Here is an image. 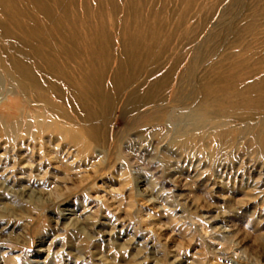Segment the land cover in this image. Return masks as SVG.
<instances>
[{"label": "rangeland", "instance_id": "rangeland-1", "mask_svg": "<svg viewBox=\"0 0 264 264\" xmlns=\"http://www.w3.org/2000/svg\"><path fill=\"white\" fill-rule=\"evenodd\" d=\"M189 5L0 0V264H264L248 119L183 121L264 68V0Z\"/></svg>", "mask_w": 264, "mask_h": 264}, {"label": "bare ground", "instance_id": "bare-ground-1", "mask_svg": "<svg viewBox=\"0 0 264 264\" xmlns=\"http://www.w3.org/2000/svg\"><path fill=\"white\" fill-rule=\"evenodd\" d=\"M195 2L196 0H190L189 6L192 7ZM253 21H250L247 26L248 29H245L249 34L252 35L256 33V27ZM134 49L135 48H132L131 50ZM243 62L244 61L240 62L239 66L233 68L232 74L229 73L228 75L226 74L218 78L216 77L217 79L215 80V82L209 83L208 86H210L207 88L208 96L203 101V103L201 102V108L197 110V114H192L191 116L184 117L183 121L187 123L188 127H191L192 132L195 130L194 127L196 126V120L198 119L202 121L203 127H205L208 120L210 119L209 116L212 114L214 106H216L218 112L216 114V119L218 121L224 120L223 118L230 116L248 119V134L250 137L248 142L249 146L252 149L258 148L260 149V151L264 152V68L258 64L260 63V61H246L248 62V66H250L249 69L253 72L252 74L250 73L251 75L245 79L240 77V74H236V70L239 69L240 65ZM10 69L11 70H9L7 66L2 65V71L4 72L3 76L5 81H17L20 86H22L24 84V81H27V79L33 81L30 74L26 72L28 69H24L21 64L17 65L16 63V65ZM85 119L87 120V123L91 125V123L94 121L93 114L90 112H86ZM41 124H43V122H41Z\"/></svg>", "mask_w": 264, "mask_h": 264}]
</instances>
